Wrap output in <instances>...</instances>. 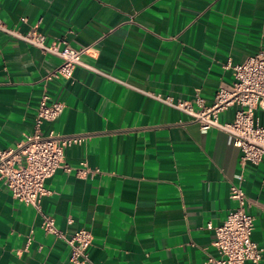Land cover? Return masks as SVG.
Here are the masks:
<instances>
[{"label":"crops","instance_id":"0c3cea01","mask_svg":"<svg viewBox=\"0 0 264 264\" xmlns=\"http://www.w3.org/2000/svg\"><path fill=\"white\" fill-rule=\"evenodd\" d=\"M0 22L86 49L90 66L45 79L61 58L0 29V148L35 132L43 94L65 107L41 134L83 138L64 150L73 170L44 181L40 211L0 178V264H75L66 240L42 229L43 215L67 237L92 231L86 264H210L221 256L208 225L237 206L231 186L239 183L264 264V157L244 160L226 132H202L154 97L199 109L197 97L211 106L221 87L233 88L227 63L264 54V0H0ZM238 109L229 106L220 121L232 122ZM255 114L264 125V108ZM83 167L98 171L80 176Z\"/></svg>","mask_w":264,"mask_h":264},{"label":"built area","instance_id":"2783aa9c","mask_svg":"<svg viewBox=\"0 0 264 264\" xmlns=\"http://www.w3.org/2000/svg\"><path fill=\"white\" fill-rule=\"evenodd\" d=\"M0 29L16 35L22 40L40 48L44 52H51L61 58L60 65L45 79H71L74 70L79 65H86L82 56L86 49L71 46L66 40H55L51 44L45 43V35L30 30L18 33L7 28L0 22ZM227 67L233 69L235 84L233 88L221 87L211 106H204V100L197 97L195 102L199 109H195L191 100L176 99L173 96L154 94L158 100L175 107L192 117L199 123L202 132L211 128H218L226 132L229 142L243 151V159L254 164L264 157V125L260 123L255 111L264 108V54L259 52L248 57L245 61ZM237 104L235 119L232 122H222L219 114L229 106ZM64 103L50 101L48 94H43L37 111L35 132L26 135L17 148H0V178L10 189L12 196L40 211V199L48 193L44 181L55 174L59 168L70 172L73 167L65 163L64 150L73 144L81 143L83 138H58L53 131L43 136L40 126L43 121H55L64 110ZM98 170L79 168L80 176H87ZM237 179L241 181L242 175ZM231 197L237 201V206L229 213L221 225H208L214 231L213 245L218 249L220 258L210 256V264H244L250 261L259 264L262 260L263 247L253 237L255 227L254 217L247 211L248 199L243 187L232 184ZM41 227L45 233L64 238L71 247L70 261L75 264L92 263L88 248L93 241L91 230L81 228L71 237H67L55 224V219L43 215ZM30 238L28 239V243Z\"/></svg>","mask_w":264,"mask_h":264}]
</instances>
